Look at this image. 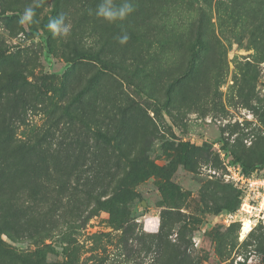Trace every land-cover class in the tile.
<instances>
[{
  "label": "rangeland",
  "instance_id": "rangeland-1",
  "mask_svg": "<svg viewBox=\"0 0 264 264\" xmlns=\"http://www.w3.org/2000/svg\"><path fill=\"white\" fill-rule=\"evenodd\" d=\"M100 2L0 0V240L54 264H264V221L225 220L228 163L264 175V0H132L115 23ZM116 189L124 215L97 202Z\"/></svg>",
  "mask_w": 264,
  "mask_h": 264
},
{
  "label": "built area",
  "instance_id": "built-area-1",
  "mask_svg": "<svg viewBox=\"0 0 264 264\" xmlns=\"http://www.w3.org/2000/svg\"><path fill=\"white\" fill-rule=\"evenodd\" d=\"M229 181L243 192L245 198L241 208L236 212L227 213L226 221H236L240 217L242 234L249 225L248 235L258 222L264 221V175L257 171L248 175L239 163L227 165ZM260 207V209H258Z\"/></svg>",
  "mask_w": 264,
  "mask_h": 264
},
{
  "label": "trees",
  "instance_id": "trees-1",
  "mask_svg": "<svg viewBox=\"0 0 264 264\" xmlns=\"http://www.w3.org/2000/svg\"><path fill=\"white\" fill-rule=\"evenodd\" d=\"M77 51V50H75ZM3 131H0V137L3 138ZM38 140L37 142H34L33 144L42 149L43 153L48 152V147L45 146V141H43L42 138L36 137ZM25 141H20L19 146L26 150H33L34 147L32 145L26 146L24 143ZM50 152V149H49ZM243 169L247 174H252L253 172L257 171L251 169L250 172H247L246 169H248L245 165H243ZM128 195H124L121 190L116 189L115 193L107 197L106 199L102 200L100 197H97V202L99 205H102V208L104 210L114 213L119 212L122 215H124V207L127 203ZM121 208V210L119 209ZM1 228V227H0ZM12 230L16 231L18 228L13 225ZM7 234V233H6ZM11 239V235L7 234ZM0 264H54L53 262H48L46 259L43 258L42 254L40 252L35 251H27L24 249H20L17 246L13 244L6 243L2 240H0ZM56 264H73L70 261L65 263H56ZM178 264H184L183 261H180Z\"/></svg>",
  "mask_w": 264,
  "mask_h": 264
},
{
  "label": "clouds",
  "instance_id": "clouds-1",
  "mask_svg": "<svg viewBox=\"0 0 264 264\" xmlns=\"http://www.w3.org/2000/svg\"><path fill=\"white\" fill-rule=\"evenodd\" d=\"M133 12L132 0H119V2L118 0H101L95 14L109 23H115L117 21H124ZM35 15V9L30 5L25 8L19 19V23H32ZM47 27L54 37L66 38L69 35V27L65 23V17L62 14L50 19ZM128 40L129 36L127 34L118 37V41L122 45L126 44Z\"/></svg>",
  "mask_w": 264,
  "mask_h": 264
},
{
  "label": "bare ground",
  "instance_id": "bare-ground-1",
  "mask_svg": "<svg viewBox=\"0 0 264 264\" xmlns=\"http://www.w3.org/2000/svg\"><path fill=\"white\" fill-rule=\"evenodd\" d=\"M249 230H250V228H249V225L247 224V226H246V229H245V233H247V232H249ZM245 233H243L244 235H243V237H245L246 236V234Z\"/></svg>",
  "mask_w": 264,
  "mask_h": 264
}]
</instances>
